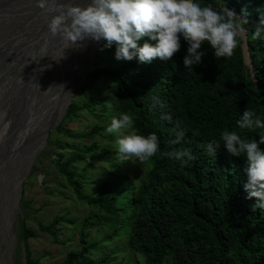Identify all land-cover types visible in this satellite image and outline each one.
Segmentation results:
<instances>
[{"label":"trees","instance_id":"trees-1","mask_svg":"<svg viewBox=\"0 0 264 264\" xmlns=\"http://www.w3.org/2000/svg\"><path fill=\"white\" fill-rule=\"evenodd\" d=\"M200 3L218 10L226 6L238 16L242 9L247 11L245 38L240 37L231 57L217 60L205 42L201 64L190 71L183 66L184 42L171 61L155 58L150 63L135 58L117 61L114 47L99 48L78 95L67 106L55 129L73 140L70 147L79 154L67 159L55 154L52 162L91 213L79 222L78 247L67 250L57 264H110L114 251L96 257L94 249L100 242L125 233L130 250L141 264H264V210H253L255 198H246L244 158L229 157L222 148L213 158L200 147L210 139L218 140L225 129L259 140L257 133L240 130L235 122L246 107L264 119V40L252 39V24L258 19L257 10L264 9V0ZM245 45L249 64L244 61ZM152 97H158L164 107L151 108ZM96 107H100L98 117L108 112L115 116L131 114L141 134L157 135L161 151L189 148L194 159L181 164L158 154L143 164L122 161L115 136L105 132L108 120L93 124L81 134L64 128L83 110L95 112ZM161 112L170 114L173 123H162ZM175 122H181L188 133L180 144L173 145ZM80 137L89 143L77 146L74 139ZM260 147L264 150V145ZM93 152L107 156L113 172L90 196L82 192L83 182L75 164ZM142 165L140 171L129 170ZM60 222L74 221L58 215L50 224L38 227L56 237ZM90 228L98 233L103 228L107 235L90 239ZM35 236L31 227L22 228L25 264L39 262L28 244Z\"/></svg>","mask_w":264,"mask_h":264},{"label":"clouds","instance_id":"clouds-1","mask_svg":"<svg viewBox=\"0 0 264 264\" xmlns=\"http://www.w3.org/2000/svg\"><path fill=\"white\" fill-rule=\"evenodd\" d=\"M36 6L46 13L50 36H59L68 45L66 48H81L85 41H93L100 44V51L114 47L117 61L135 58L150 63L155 58L171 61L184 42L187 47L183 66L190 71L201 64L206 54L202 48L205 42L217 60L231 57L249 23L246 10L242 9L238 16L226 6L218 10L202 5L200 0H36ZM257 11L252 39L264 40V9ZM151 100V108L164 107L158 97ZM160 120L173 123V117L164 112L160 113ZM235 123L240 130L257 133L259 140L225 129L218 140L210 139L200 147L213 158L221 148L229 157H243L246 198H255L253 210H264V150L260 147L264 145V131H257L264 130V119L246 107ZM105 132L115 136L122 161L143 164L158 154L181 164L194 159L189 148L161 151L157 135L141 134L127 112L113 116ZM187 133L181 122H175L171 143L180 144Z\"/></svg>","mask_w":264,"mask_h":264},{"label":"rangeland","instance_id":"rangeland-1","mask_svg":"<svg viewBox=\"0 0 264 264\" xmlns=\"http://www.w3.org/2000/svg\"><path fill=\"white\" fill-rule=\"evenodd\" d=\"M241 37L244 38V32L241 34ZM75 98L76 96L71 99V102ZM18 100L21 99L19 98ZM31 102L34 104L28 107L29 103H27V99L24 100L21 107L22 109H19L17 114L15 113L12 121L8 114L4 126L2 120L8 111L5 110L4 114L0 115V127L3 126V129L6 130L4 135L5 138L3 139L8 138L9 129L13 126V141L19 144L23 139L25 143L26 140H32L31 132L35 130L42 110L44 113V109L49 107L52 103H50L46 96H42L41 94L39 100L37 97H32ZM96 108L98 110L95 112L83 110L81 114L74 117L73 120L66 122L64 128L76 134H81L93 124H101L107 120V122H110L111 118L115 116L114 112H108L106 113L107 116L104 117L103 115L98 117L100 107ZM30 115L35 117L36 115L38 116L37 119L34 118L32 120L34 121L33 124H30L32 122ZM63 117L64 116H62L61 120ZM28 124L29 130L26 132L25 128ZM58 124L49 129L45 143H43L44 132L39 136V143L32 152V154L35 153V155L30 171L21 182V196L17 206L14 205L13 201L17 194L19 181L24 177L25 172L20 174L17 178L16 185L13 187L11 207L13 210H11L9 214V208L7 209L3 206L5 198H2V207L0 206V264H25L23 241L21 240L22 228L25 226L31 227L35 232L36 236L29 239L28 244L33 256L39 259L38 264H57L64 257L67 250L78 247L79 222L90 215L91 209L73 193L71 187L65 183L55 164L52 162V158L55 154L62 155L64 159L79 154L76 148L70 147L73 140L55 129ZM0 136H2L1 132ZM3 139L0 138V140ZM74 140H76L77 146L89 143L86 137L75 138ZM3 142L4 141H1V143ZM19 146H21V144H19ZM34 146L35 145L31 146L27 153H29ZM11 150L13 151V147H11ZM16 151L17 150H15V152ZM18 152H20L19 148ZM6 154H8L7 151H5V156L3 158H8ZM99 154L100 152L88 154L86 159L78 161L75 164V171L79 174L80 180L83 182V194L94 196L100 189L101 184L107 180L109 176H112L113 171H111L106 162L107 156L102 158L98 156ZM108 158H110V156ZM13 161L14 157L11 158V162L9 160L4 161V165L6 167L11 166ZM143 166L144 165H142L141 168L133 167L129 170L137 169V171H140L143 169ZM11 182H9V184ZM7 183L8 180L5 182L0 181V188H3ZM58 215L64 216L66 219H72L74 222L58 223L56 226L57 231L54 232L56 237L39 229V224L46 226ZM25 216H27L26 220L24 218ZM101 230L102 231L98 233L94 228H90V239L97 240L107 235L105 229L101 228ZM112 251H114L113 257H115V259L110 264H141L138 256L130 250L126 233L114 237L112 240L100 242L96 249H94L96 257L105 256Z\"/></svg>","mask_w":264,"mask_h":264},{"label":"bare ground","instance_id":"bare-ground-1","mask_svg":"<svg viewBox=\"0 0 264 264\" xmlns=\"http://www.w3.org/2000/svg\"><path fill=\"white\" fill-rule=\"evenodd\" d=\"M73 2L81 3V0ZM38 9L43 12L42 9ZM45 15L43 14L42 17H45ZM8 19L7 17L0 19L2 32L6 31L7 34L8 31H13L15 28L16 30L20 28L22 31L20 37L16 40L17 46L13 48L14 50L16 49L17 58L15 61L9 60L11 61V67H8L7 70H5V64L8 61H3V57H10V53L5 50L2 53L3 56L0 55V71L3 73L0 78V115H3L5 110L8 111L2 120L3 126L6 116L9 114L8 116L12 121L15 113L17 114L18 110L22 109V103L26 99L27 103H29L28 107L34 104L31 102L32 97H37L39 100L40 94L46 96L52 103L44 109V113L42 110L39 118L37 115L36 117L30 115L31 121L34 118H38V122L37 125L35 124V130L31 132L32 140H26L25 143L23 139L19 142L21 146L12 139L13 126L9 129L7 139H3L5 138L6 130L3 129V126L0 127L2 135L0 138L3 139L0 140V181L5 182L8 180V183L3 188H0V206L2 207V198H5L3 206L7 209L9 208V214L13 210L11 209L10 196L13 187L16 185L17 178L27 168L31 154L39 143V136L60 115L66 99L74 92L77 80L76 74L82 68L81 66L85 60V50H87L88 46L84 42V46L81 48H66L68 45L62 43L59 36H50L46 17L41 23L31 24L30 26H27L28 21L13 25L8 22ZM45 37H48L49 40H45ZM2 48L3 46L0 44V54ZM19 98L21 100H18ZM33 123L34 121L30 124ZM25 129L28 132L29 124ZM1 141L4 142L1 143ZM33 145L35 146L27 153ZM11 147H13V151ZM17 147L20 152H18ZM15 150L17 151L15 152ZM5 151L8 152L6 154L8 158H3ZM13 157L14 161L11 166L6 167L4 161L9 160L11 162ZM9 182L11 183L9 184Z\"/></svg>","mask_w":264,"mask_h":264},{"label":"water","instance_id":"water-1","mask_svg":"<svg viewBox=\"0 0 264 264\" xmlns=\"http://www.w3.org/2000/svg\"><path fill=\"white\" fill-rule=\"evenodd\" d=\"M73 1L75 0H72V2ZM82 2L83 0H81V3ZM40 12L41 10L39 11L38 7L36 6V0H0V19L7 17L9 18L8 22L13 25L20 23V22L24 23L25 21H28L27 26H30L31 24L34 25L36 23H41L43 19L45 18L42 16L43 14H46V13L44 11L41 13ZM21 31L22 29L19 28L16 30L15 28L13 31H8L6 34V31L2 32V28H0V42H1L0 44L3 46L0 55H2V53H4L5 50H7V52L10 53V57L8 58L3 57V61L4 60L8 61V63L5 64V70H7L8 67H11V61L9 60L15 61L17 58L16 49L14 50L13 48L17 46L16 40L18 39V37H20ZM244 38H245V31H244ZM85 42L87 43L88 48L87 50H85L86 54H84L85 60L83 62V65L81 66L82 68L80 69L78 74H76L77 80H76V85L74 87V92L66 99L61 109V113L57 117L56 121L44 130L43 143L46 142V137L49 132V129L58 124L62 116H64L67 106L71 102V99L77 96V94L79 93L82 83L85 79L86 73L88 72L90 67H92L94 64V60H95L97 51L100 48V44L93 42V41H85ZM243 52H244V61L246 64H249L250 60H249V55L247 52L246 45L243 47ZM2 76H3V73H1L0 71V78ZM34 155L35 153L31 154V161L29 165L27 164L26 166L27 168L24 171L25 172L24 177L20 179L19 181L20 183L18 184L17 194L15 195V198L13 201L15 206L18 205V201L21 196V182L30 171L32 161L34 159ZM10 197H11V207H12V192H11Z\"/></svg>","mask_w":264,"mask_h":264}]
</instances>
